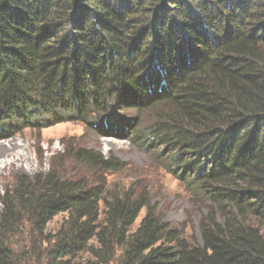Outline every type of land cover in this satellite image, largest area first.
I'll return each mask as SVG.
<instances>
[{
	"label": "trees",
	"instance_id": "obj_1",
	"mask_svg": "<svg viewBox=\"0 0 264 264\" xmlns=\"http://www.w3.org/2000/svg\"><path fill=\"white\" fill-rule=\"evenodd\" d=\"M65 122L162 148L208 203L199 237L134 182L109 189L118 159L71 147L94 181L15 176L0 264H264V0H0V132Z\"/></svg>",
	"mask_w": 264,
	"mask_h": 264
},
{
	"label": "rangeland",
	"instance_id": "obj_2",
	"mask_svg": "<svg viewBox=\"0 0 264 264\" xmlns=\"http://www.w3.org/2000/svg\"><path fill=\"white\" fill-rule=\"evenodd\" d=\"M114 121L107 120L108 123ZM124 126L121 124L101 133L92 132L81 123L65 122L38 130L0 132V196L20 174L32 176L54 170L66 178L85 177L94 181L88 169L65 154L68 148L84 147L121 162L119 171L106 176L109 189L117 190L134 182L138 191H147L158 216L183 230L188 239H198V222L208 203L195 200L186 191L184 183L168 172L169 157L160 156L162 148L145 149ZM143 215L144 211H141L133 228ZM63 217L56 216L48 225V231L54 232ZM27 238L28 232L24 230L12 242L22 243Z\"/></svg>",
	"mask_w": 264,
	"mask_h": 264
}]
</instances>
